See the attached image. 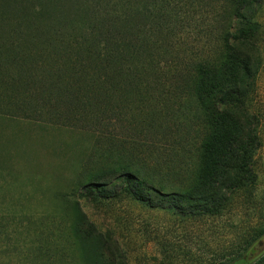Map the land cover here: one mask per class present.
Segmentation results:
<instances>
[{"label": "trees", "instance_id": "16d2710c", "mask_svg": "<svg viewBox=\"0 0 264 264\" xmlns=\"http://www.w3.org/2000/svg\"><path fill=\"white\" fill-rule=\"evenodd\" d=\"M30 1L0 0V99L8 103L13 91L22 92L24 113L33 111L32 96L42 111L61 104L78 111L90 129L137 102L154 106L147 115L150 134L175 123L186 139L188 129L199 128L196 157L176 173L171 167L152 172L133 158L108 173L147 187L183 218L214 216L229 206L248 184L256 148L252 104L264 0H216L224 6L217 46L185 60L176 56L185 50L174 51L175 0H37V13ZM168 56L179 63L173 60L166 73L162 59ZM93 179L89 175L84 187L96 185ZM263 238L264 224L213 264L251 258ZM250 264H264V253Z\"/></svg>", "mask_w": 264, "mask_h": 264}, {"label": "rangeland", "instance_id": "374dc122", "mask_svg": "<svg viewBox=\"0 0 264 264\" xmlns=\"http://www.w3.org/2000/svg\"><path fill=\"white\" fill-rule=\"evenodd\" d=\"M30 2L37 13L39 3ZM171 8L178 21L174 51L185 50L176 56L185 60L211 53L223 4L175 0ZM261 21L264 27V11ZM176 56L162 59L164 72L172 69L173 60L179 63ZM257 61L251 174L232 203L214 216L180 217L159 204L157 194L149 196L147 187L118 179L121 172L108 173L132 158L152 172L171 167L176 173L196 157L199 128L188 129L192 134L186 139L179 138L175 123L150 134L147 115L155 108L146 103L122 108L90 129L78 111L61 104L42 111L32 96L33 111L24 113L22 92L13 91L8 103L0 99V264H213L262 226L264 29ZM107 135L111 138L103 139ZM89 175L96 184L91 189L82 183ZM263 253L264 238L250 253L252 259L237 264H250Z\"/></svg>", "mask_w": 264, "mask_h": 264}]
</instances>
